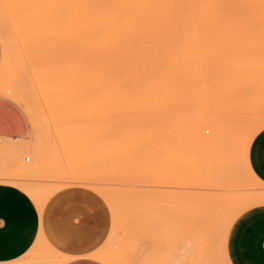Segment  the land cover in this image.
Masks as SVG:
<instances>
[{
    "label": "rangeland",
    "instance_id": "rangeland-1",
    "mask_svg": "<svg viewBox=\"0 0 264 264\" xmlns=\"http://www.w3.org/2000/svg\"><path fill=\"white\" fill-rule=\"evenodd\" d=\"M38 12L34 0H0V97L20 107L27 128L22 137H0V183L23 190L41 213L60 190L100 198L110 228L91 254L96 260L114 255L116 264H229L231 223L264 204L257 195L264 184L246 170L238 132L264 123V36L214 39L230 45L207 51L197 72L172 79L161 97L117 103L63 94L55 101L31 86L19 99L2 82L26 74L38 82L39 69L62 52L58 41L42 43ZM153 210L176 217L181 227L169 229L165 215L156 216V227H137ZM27 253L22 264L70 258H53L43 235L35 253Z\"/></svg>",
    "mask_w": 264,
    "mask_h": 264
},
{
    "label": "bare ground",
    "instance_id": "bare-ground-1",
    "mask_svg": "<svg viewBox=\"0 0 264 264\" xmlns=\"http://www.w3.org/2000/svg\"><path fill=\"white\" fill-rule=\"evenodd\" d=\"M34 2L39 9L38 26L35 29L46 40L42 43L58 41L63 53H56L47 69H39L41 76L38 82L29 81L27 74L13 83L2 82L16 98L20 96L19 99L31 86L34 89L36 87L39 95L46 99H66L69 96L75 101L88 98L123 103L133 99L161 97L165 95V88L171 85L172 79L181 74L196 73L207 51L230 45L214 39L264 36V0ZM93 44L95 49L98 47V51H92ZM91 53H94L95 58ZM64 54L67 55L66 59ZM88 56L89 60L86 59ZM58 73H62V76H57ZM10 96L15 98L14 95ZM263 126L262 122L246 132L238 129L246 170L260 184L263 183L255 178L247 164V151L252 137ZM230 157L226 159L232 161ZM257 195L264 199V191ZM98 259L104 264L117 263L114 255Z\"/></svg>",
    "mask_w": 264,
    "mask_h": 264
},
{
    "label": "crops",
    "instance_id": "crops-1",
    "mask_svg": "<svg viewBox=\"0 0 264 264\" xmlns=\"http://www.w3.org/2000/svg\"><path fill=\"white\" fill-rule=\"evenodd\" d=\"M1 58L0 41V63ZM19 109L9 99L0 97V137L16 139L26 134L25 118ZM247 164L264 184V126L249 143ZM38 209L41 210L23 190L0 183V264H22L27 252L35 253L41 235L50 244L53 258L70 257L62 264H104L91 257L110 228L100 198L86 190H60L47 200L42 213ZM143 215L146 222L137 227H156L157 215H165L163 220L169 229L181 227L179 219L171 214L153 210ZM186 230L193 244L191 231ZM226 255L229 264H264V204L244 210L231 223Z\"/></svg>",
    "mask_w": 264,
    "mask_h": 264
}]
</instances>
